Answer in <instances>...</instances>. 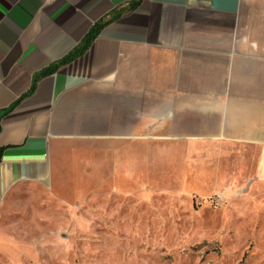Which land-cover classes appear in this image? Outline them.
Wrapping results in <instances>:
<instances>
[{
	"label": "crops",
	"instance_id": "1",
	"mask_svg": "<svg viewBox=\"0 0 264 264\" xmlns=\"http://www.w3.org/2000/svg\"><path fill=\"white\" fill-rule=\"evenodd\" d=\"M134 1L0 0V111L17 103L0 120V221L78 149L133 178L150 141L161 163L188 146L192 181L245 178L264 204V0Z\"/></svg>",
	"mask_w": 264,
	"mask_h": 264
},
{
	"label": "rangeland",
	"instance_id": "2",
	"mask_svg": "<svg viewBox=\"0 0 264 264\" xmlns=\"http://www.w3.org/2000/svg\"><path fill=\"white\" fill-rule=\"evenodd\" d=\"M157 144L133 178L109 171L104 148L78 149L65 178L0 221V264H264V204L250 181H192L189 147L161 163Z\"/></svg>",
	"mask_w": 264,
	"mask_h": 264
},
{
	"label": "trees",
	"instance_id": "3",
	"mask_svg": "<svg viewBox=\"0 0 264 264\" xmlns=\"http://www.w3.org/2000/svg\"><path fill=\"white\" fill-rule=\"evenodd\" d=\"M140 1L141 0H135L133 3H131L129 10L136 8V6L140 3ZM116 14L118 15L119 13ZM106 24L107 21H101L95 24L93 28L90 30L85 40L76 49H74L66 58H64L63 60L57 63H54L48 69L37 75L36 79L54 74L63 66L71 63L72 61L83 55L88 50L94 39L99 35V33L105 27ZM4 150H5L4 148H0V163Z\"/></svg>",
	"mask_w": 264,
	"mask_h": 264
},
{
	"label": "water",
	"instance_id": "4",
	"mask_svg": "<svg viewBox=\"0 0 264 264\" xmlns=\"http://www.w3.org/2000/svg\"><path fill=\"white\" fill-rule=\"evenodd\" d=\"M33 91V90H32ZM31 91V92H32ZM30 92V93H31ZM29 93V94H30ZM27 96V95H26ZM17 103H15V104H13L11 107H9V108H7V109H5V110H3V111H0V120H1V118H3L7 113H9L13 108H14V106L16 105Z\"/></svg>",
	"mask_w": 264,
	"mask_h": 264
}]
</instances>
